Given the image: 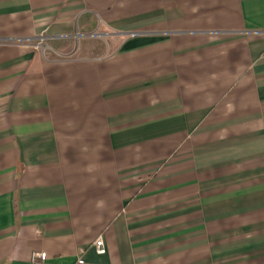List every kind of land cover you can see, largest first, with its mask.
I'll list each match as a JSON object with an SVG mask.
<instances>
[{
	"label": "crops",
	"instance_id": "1",
	"mask_svg": "<svg viewBox=\"0 0 264 264\" xmlns=\"http://www.w3.org/2000/svg\"><path fill=\"white\" fill-rule=\"evenodd\" d=\"M0 38V264H264V0H0Z\"/></svg>",
	"mask_w": 264,
	"mask_h": 264
},
{
	"label": "built area",
	"instance_id": "2",
	"mask_svg": "<svg viewBox=\"0 0 264 264\" xmlns=\"http://www.w3.org/2000/svg\"><path fill=\"white\" fill-rule=\"evenodd\" d=\"M0 40L3 41H17V40H21L19 38H0ZM22 41V40H21ZM34 46L36 48H39L43 53H48V46L45 45L43 43V36H40L39 38L37 37V40L34 44ZM55 55L57 56H67L66 54H62L60 52H53ZM92 246L94 248V251L97 254H104L106 252V248H105V243L104 240L102 238V236H98L97 238H95V240L92 242ZM85 249L79 248L78 252H77V257L74 261L73 264H103V263H90L85 261L83 254H84ZM30 262L31 264H52L47 262V253L45 251H34L31 253L30 256Z\"/></svg>",
	"mask_w": 264,
	"mask_h": 264
}]
</instances>
